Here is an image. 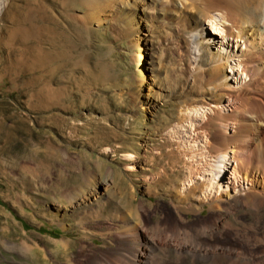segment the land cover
I'll use <instances>...</instances> for the list:
<instances>
[{
	"label": "rangeland",
	"instance_id": "374dc122",
	"mask_svg": "<svg viewBox=\"0 0 264 264\" xmlns=\"http://www.w3.org/2000/svg\"><path fill=\"white\" fill-rule=\"evenodd\" d=\"M204 2L0 0V264L111 262L127 255L129 215L141 232L157 224L190 228L209 216V204L195 207L220 194L199 193L211 176L203 163L215 162L204 128L234 105L210 103L204 90L243 86L237 65L247 49L226 36L227 22L211 28L208 19L225 12ZM191 100L199 114L193 122ZM235 129L230 124L227 134ZM232 164L220 190L243 193L249 184H234ZM69 186L77 187L79 208L60 199ZM75 211L89 221L79 224ZM241 213L232 218L235 229L205 245L250 258L223 264H263L264 244L236 235L263 236L264 221L252 232ZM155 256L178 260L162 248Z\"/></svg>",
	"mask_w": 264,
	"mask_h": 264
},
{
	"label": "bare ground",
	"instance_id": "6f19581e",
	"mask_svg": "<svg viewBox=\"0 0 264 264\" xmlns=\"http://www.w3.org/2000/svg\"><path fill=\"white\" fill-rule=\"evenodd\" d=\"M92 1L96 3V1L100 0ZM204 3L208 9L212 10L217 8V12L220 10H224L225 12V14H220V18L215 19L211 17L208 19L211 28L214 29V31H220L222 23L227 22L230 26L224 27L226 36L236 40H242L247 49V52L243 55V61L239 62L237 65L240 72L247 80L243 86L236 89H227L224 86L223 88H218L216 85L210 84L207 85L204 90L207 91L210 96L206 99L210 101V103L220 105L223 101L228 99L232 101L234 105L232 106L234 107L233 110L228 114L215 111L216 119L213 121V119L211 120V118H208V127L204 128L207 131L206 133H208V152L214 155L215 162L213 165L205 162L203 163L201 169L209 172L211 176L206 183H202L199 193H203L205 196L206 192L220 194L214 196L212 199L209 198L210 200L207 202H200V206H195L197 207V211L202 212L203 206L209 204V216L205 217L199 225L190 228L182 229L176 226L174 230H169L166 227L160 229L157 224L155 227L151 228L149 232L143 230L141 232L137 226H135L136 221L134 218L129 215L130 218L124 220L125 227L129 228V233L127 234L125 231L123 234L124 237L130 238L129 244H123L127 246V255H124V258L122 254L118 255L120 257H116L117 255L111 256L114 257V262H109L108 259L103 262L96 260L90 264H118V261L121 262V264H186V258L188 256L196 263L198 262L200 264H223L222 259L224 258L233 260V262L250 259L247 258L249 255L246 257L244 253L234 251L230 247L225 249L223 247H211L205 244H212L208 240L211 241V239L220 234L225 228L231 226L234 228L235 223L232 222V218L237 217L236 215L241 212H245L250 217V221L248 220L249 223L243 224L247 225L252 232L264 221V25H260L261 21L264 20V10L262 9L264 7V0H205ZM205 4L203 6H205ZM97 22H99V20H97ZM220 60L226 64L227 57H221ZM225 69L224 65V70ZM215 70L219 71V68ZM204 99L203 101H206ZM201 104L208 105L206 102ZM188 107L191 108L188 118L190 122H193L194 119H197V116H199L198 107L197 109L195 108L196 104L193 103L192 100L189 102ZM201 117L202 116H200V118ZM211 117H214V115ZM230 124H234L236 129L233 134L228 135L227 127H230ZM214 128H216V130ZM194 149L195 146H192L191 151L189 150L191 158L195 155H192ZM229 160L234 164H232L234 184H239L242 181L249 184V188L243 193L236 192L233 194L232 191H235V186H232L230 192H221L220 190V183L218 181L223 176L226 163ZM194 186L195 184L193 187H188L187 192L194 194L197 190ZM70 188L72 187L69 186V188L60 191V199L67 206L79 208L80 205L77 202L78 194L76 193L77 187H75L76 189L74 190ZM195 207L189 204V208L194 209ZM72 216H74V219L77 220L79 224L88 222L90 219L86 211H75ZM235 220L237 221L236 218ZM238 230H240V228H238ZM249 233L237 234L236 238L245 244H264V235L259 237L258 235H251ZM226 247H228V245ZM161 248L173 251V253L178 256L177 262H175V260L171 261L172 259L170 262L166 259L164 261L157 260L155 254ZM169 256L168 254V257ZM179 259L181 261H179Z\"/></svg>",
	"mask_w": 264,
	"mask_h": 264
}]
</instances>
